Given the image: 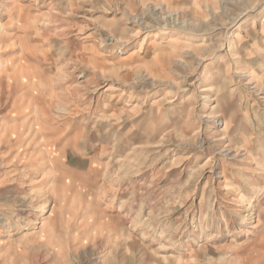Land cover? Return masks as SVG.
Here are the masks:
<instances>
[{"label":"rangeland","instance_id":"1","mask_svg":"<svg viewBox=\"0 0 264 264\" xmlns=\"http://www.w3.org/2000/svg\"><path fill=\"white\" fill-rule=\"evenodd\" d=\"M0 264H264V0H0Z\"/></svg>","mask_w":264,"mask_h":264},{"label":"bare ground","instance_id":"2","mask_svg":"<svg viewBox=\"0 0 264 264\" xmlns=\"http://www.w3.org/2000/svg\"><path fill=\"white\" fill-rule=\"evenodd\" d=\"M208 161V160H207ZM206 161V162H207ZM260 187H257V189H259ZM242 203V202H241ZM241 205H243V206H247V203L246 202H243ZM251 207V206H250Z\"/></svg>","mask_w":264,"mask_h":264}]
</instances>
